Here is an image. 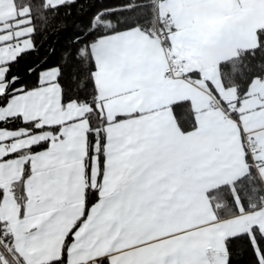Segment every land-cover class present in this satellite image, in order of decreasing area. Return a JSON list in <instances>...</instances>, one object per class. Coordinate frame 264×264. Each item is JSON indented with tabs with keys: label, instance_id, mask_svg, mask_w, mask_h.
<instances>
[{
	"label": "snow or ice",
	"instance_id": "snow-or-ice-1",
	"mask_svg": "<svg viewBox=\"0 0 264 264\" xmlns=\"http://www.w3.org/2000/svg\"><path fill=\"white\" fill-rule=\"evenodd\" d=\"M234 246L264 264V0H0V264Z\"/></svg>",
	"mask_w": 264,
	"mask_h": 264
},
{
	"label": "trees",
	"instance_id": "trees-1",
	"mask_svg": "<svg viewBox=\"0 0 264 264\" xmlns=\"http://www.w3.org/2000/svg\"><path fill=\"white\" fill-rule=\"evenodd\" d=\"M62 12L64 11L63 9L61 10ZM82 19L81 17H78L75 15V8H73V16L69 17V29L60 32L58 34H49L47 40H42V36L41 35H37L36 36V41L38 44L42 43V47H40V51H39V55H33L30 56L29 58H27L25 61L21 62L19 71L21 72V74L23 73L24 69L29 66L31 63L37 61L40 58H43L45 55H47V50L51 49V48H55V54L51 55L48 58V65H45L46 67L49 65H53L55 63H57L60 59V55L62 53V51H64L65 49L69 48L70 45V41L73 37V30L71 29V23L74 20H79ZM86 19V18H84ZM29 80V82H34L35 81V77H29L27 78ZM237 248L234 246L233 247V264H246L247 261V256H238L236 255Z\"/></svg>",
	"mask_w": 264,
	"mask_h": 264
}]
</instances>
